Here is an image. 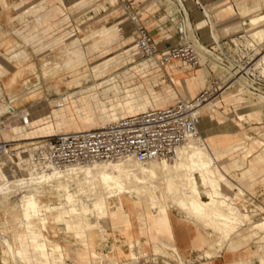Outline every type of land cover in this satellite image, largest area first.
Returning <instances> with one entry per match:
<instances>
[{
  "label": "bare ground",
  "instance_id": "bare-ground-1",
  "mask_svg": "<svg viewBox=\"0 0 264 264\" xmlns=\"http://www.w3.org/2000/svg\"><path fill=\"white\" fill-rule=\"evenodd\" d=\"M173 2L176 3L177 1L173 0ZM108 5L112 6L110 13L117 17L115 20L117 22L115 23H117V29L120 32L123 30V26L121 25L122 19L117 15L118 9L113 7V0H106L102 6L105 7ZM176 5L175 7L180 11L181 8L179 4L177 3ZM100 6V3L95 4V8H98V10ZM259 7L260 5L257 4L254 9ZM250 18L253 22L258 23L260 19L264 18V14L252 15ZM104 19H108L107 15ZM126 20L128 23L132 24L128 17H126ZM182 22L184 24L185 33L187 34L185 20L183 19ZM124 32L119 33L120 36L119 40L117 39V43L121 42V47H116V52L110 50L100 53L99 56L95 58L89 56V69L93 75L98 78L103 74L109 73V78L105 81L96 79V84L83 87L79 91L68 94V97L66 96L67 98L62 99V104L65 106L64 112L54 113L57 128H53V131L56 134L46 137H52L60 133L71 131L80 132L96 129L128 115L141 113L150 108L165 107L164 105L155 106L158 102L157 93L154 92V90L149 91L146 85L137 83L138 76L145 79L149 76L151 67L154 65L157 66V63L150 58L142 59V61L139 60V57H142V53L139 52L138 40L137 35L135 36L134 27L132 28V37H130V40H128L129 35ZM17 33L21 37L26 36L25 31H17ZM214 37L216 39L215 35ZM185 38L187 42L192 44L203 55V57L209 55L213 58L217 57L218 53L215 50L209 53L203 50L197 41H192L189 36L187 37L186 35ZM25 40H27V38H25ZM120 48L125 55L122 56L118 54L117 50ZM75 52L73 50L70 54L75 56ZM89 54H91L90 51ZM261 55V60L255 63L253 61L251 67L240 64L243 73L240 72V68H238L239 71L235 69L237 76L234 78L232 77L233 79L230 82V86L235 82H238L242 86H252V83L256 84L255 81L253 79L250 80L246 74H249V70H253L257 66L259 67L261 63L264 64V53H261ZM75 57L74 59L69 58L64 64H58V68L59 66L65 65L75 67L77 63L84 62L82 60L83 56L81 57L76 54ZM127 62H132V65H125ZM176 62L179 61L171 62L169 66L174 74L172 80L177 85L183 86L190 96L191 91L197 89L200 83L195 81L194 76L183 79L176 77L182 73V69L174 65ZM44 67V74L54 77L58 75L57 70L59 69L56 67L49 68L47 65ZM9 68L0 63V71L7 75L3 85L0 84V115L5 113L8 114V116L0 122V141L4 140L7 142L10 141L1 137L2 135H8V128L12 124L13 119L18 120L19 117H23L24 114L26 115L25 112L27 109L18 110V102L27 96L33 97L37 91L29 90L32 87L30 85L27 86L29 78L26 74L29 75L27 71L28 69L30 70L29 67L28 69H23L21 72L13 68L11 69V67ZM117 68L123 70L120 72L117 71L116 73L111 72ZM117 79L123 81V85H121V83L117 84ZM118 81L119 80H117V82ZM68 82L71 87L78 88L82 86L80 76L71 77ZM55 87L57 86L55 85ZM26 91L27 93L22 95V93ZM85 91H91V93L86 94ZM83 93L86 95L82 96ZM97 95L107 100L109 110H104L103 113H99L98 115L84 112L81 115L79 114L78 119L72 117L71 110L75 108V106L82 108V105L88 104L91 97H96ZM259 96L264 100V94H260ZM41 104L42 103L37 106ZM217 106L218 103L215 100L205 103L200 110L201 118L204 120L203 113H208L210 107L212 108L211 110L217 111ZM67 117L68 119H66ZM12 140L16 142L20 141L19 139ZM211 140L212 138L210 135L190 138L177 149L176 156L171 160L153 159L147 162H140L133 156H128L112 162L73 164L64 168H53L50 171L44 169L39 170L28 165V154L26 155L24 150L20 149L21 144H18L19 151L12 145V147L17 150L20 160L18 163L16 161H13V163L18 164V166L20 164V167L24 168V170H22L21 175L18 176L16 171L14 169L12 170L11 167L7 166L0 168V216L3 215V219L0 218V264H29L30 247L27 244L28 232L26 228L35 226L34 221L38 220L40 228H35V235L43 237V239L41 238L40 240L43 248L50 246L52 248H57L59 242L56 243L54 240L58 235L54 230L56 226L61 225L64 231L72 232L75 238L76 235H78L82 237V241H87L88 231L86 230L90 228L100 229L102 232L106 231L109 228V214H136L137 212L134 206H136V204L138 205V203L145 206V213L162 214V216L159 217L160 222L166 221L165 214H167L168 204H171L185 213H188L194 219L198 221L201 219L202 222L199 221L201 224L210 225V227L212 226L211 224H215L213 228L216 227V232L219 231V234L222 232L228 235L229 229L227 228L232 226L231 224L229 226L230 217L237 214L235 212L240 208L237 209L235 203H237L238 199H241L245 193H241L242 196H240L241 194L238 195L235 193L233 202L226 203L224 201L225 199H222V196L225 198L224 195L226 194L224 192H226V190L221 191L219 187H217L214 189L209 188L208 191H206V196L208 198H202V190L199 188L200 186L198 185L197 179L199 178L203 181L202 184L205 183L203 185L209 186V176L205 171L207 168H211L214 163H218L224 157L231 155V150L233 149L231 147H222L219 150L212 151ZM37 141L30 144L28 151ZM249 152L246 150L243 151L234 162L227 166L228 169H232L236 165L243 167L246 158L249 154L251 155V151ZM249 163L261 169V172L252 175L253 177L250 176V179L255 180L259 178L264 180V153H258ZM243 173L244 171H241V177L244 176ZM239 181H242V184L245 182L243 177ZM233 186L237 187V189L242 187L239 182H234ZM16 189H19L18 191L20 193V190L23 189L25 193H23L24 195L21 194L22 196L19 193L20 198L13 199L14 197L12 198V194H14L15 191L17 192ZM242 192H245L244 189ZM84 199L88 200V202L90 199L91 206L87 205ZM234 201L236 202L234 203ZM112 202L115 203L114 207L110 206ZM84 203L86 204L84 205ZM238 211L241 213V210ZM237 215L239 216V214ZM235 217L234 219H236ZM90 219H93V222L89 223ZM236 220L239 221V218ZM238 221L237 223L239 224L240 222H245H242L243 220ZM233 223L235 224L236 222L233 221ZM18 225L23 228L20 232H18ZM80 227H83L84 230H77L75 232L74 229ZM225 227L226 229L221 231V229ZM10 228H12L11 230L17 229V233L11 232ZM262 228L264 231V222ZM231 229L230 231L233 232ZM49 234L52 235L50 236ZM160 249L161 247H159L158 244L155 245L154 250L159 254L160 252L163 253V250L161 249L160 251ZM257 260L260 264H264V251L258 256Z\"/></svg>",
  "mask_w": 264,
  "mask_h": 264
},
{
  "label": "rangeland",
  "instance_id": "rangeland-1",
  "mask_svg": "<svg viewBox=\"0 0 264 264\" xmlns=\"http://www.w3.org/2000/svg\"><path fill=\"white\" fill-rule=\"evenodd\" d=\"M105 1L106 0H0V35H3L5 33L6 37L8 35L13 37L17 35L20 37L18 39L19 41L15 40L12 43L14 62L10 63L2 56L4 49L0 47V63L7 67H12L14 65L16 71L20 72L24 68H31V72L29 73V75L26 74V76H28L29 78L27 86L30 85L32 87L29 90H37L33 97L27 96L26 98H23L22 100H20V102H18V110L27 109L25 112L26 115L24 114L23 117H19L18 120L13 119L12 124L8 128V135H2L1 137L12 142L13 147H16L18 151V144H21L20 149L24 150V153L27 155L28 147L32 142L40 140L43 137L56 134L53 131V128H57L55 124L54 113L64 112L65 106L64 104H62V99L67 98L68 94L79 91L83 87L96 84V79H98L99 81H105L107 78H109V73L103 74L98 78L93 75V73L89 69V56H93L95 58L98 57L102 52L110 50L116 52V47H119L121 45V42L117 43V39L119 40L120 36L119 33L126 31L124 33L129 35L128 40H130V37H132V28L134 26L133 24L128 23V21L126 20L127 14L122 10L118 0H113V7L118 9L117 15H119L120 19H122L121 25L123 26V30L119 32L117 29V23H115L117 22L115 21L117 17L110 13V9L112 8V6H102ZM166 2H170V5L167 6L168 11L170 10L171 5L175 6L178 3L173 2V0H131L132 4L144 3V9L142 10L144 14L140 16V20L147 26L148 31L152 26H154V24H156L153 19L149 18L151 14L158 11L160 20L162 22H165L167 20L164 11V9L166 8ZM96 3H100L101 5L99 10L98 8H95ZM160 4L163 6H160ZM106 15L108 17L107 20L104 19ZM251 16H249L248 18V23L252 26L249 28L250 37L258 44L264 43V18L259 20L260 23H255L250 18ZM141 17L143 19H141ZM7 19H13L14 22L10 23ZM175 20H172L171 18V21H168L166 25L172 26L175 23ZM210 22L212 26L213 36H216L213 23L211 20ZM17 31H25V37L28 38V36H30V41H22V37L18 35ZM186 36L188 37V33L186 34ZM252 45L254 46V44ZM211 49L215 50L213 48ZM255 49L257 51L254 52L252 56V58H254V63L258 60H261V53H264L261 52V49ZM73 50L74 52L77 51L75 53L78 54V56H83L82 60L84 62L77 63L75 67L65 65L59 66L58 68V64H64L67 60H69V58H76V54L75 56H72L70 54V52ZM89 51L91 52V54H89ZM215 51L218 53V55L222 56L220 51ZM117 52L119 55H125L121 48L118 49ZM222 57L225 59H223L224 61L218 59L219 57L213 58L211 57V55L205 56L202 58L201 62L203 65L196 68L181 66V68L187 69L190 74L193 73V75H189L188 77H195V81L200 83V86L198 88L203 87L205 85V82H208V77L212 78L211 83H215V94L218 93V97L215 99V101H217L218 103V106L216 108L217 111L211 110L212 108L210 107L208 113H203L204 120L202 119V122H205L207 120L212 121L215 118L217 124L226 123L232 126L233 129L231 132L239 136L238 139H225V137L224 139H218L211 134H203L199 129L200 136L205 137V135H210V137L212 138V151L219 150L222 147H231L233 148L231 150L233 154L224 157V160L221 159V161L218 163H214L211 168H207L205 172L209 176L210 187L208 185H203L205 183L202 184L203 181H201L199 178L197 179V182L200 186L199 188L202 190L203 199L208 198L206 196V191H208L209 188L214 189L219 187V189L223 191L228 187L226 186L227 181L231 184H234V182H239L241 184L242 187L238 189L237 187H232L233 194L224 192L226 194L224 195L225 198L222 196V199H225L224 201L226 203H229L231 201L233 202L235 193L238 195L241 193H245L243 194V197H241V199H238L237 203H235L236 201H234L237 209L240 207L238 210H241V213H239V211L237 210L238 212L236 211L235 213L239 214V216L237 214H231L232 217H230L229 226L230 224L232 226L227 229H229L228 232L230 233L232 232L230 231L232 227L231 230H233V232L230 234L227 233L229 236L221 232L220 235L222 245L220 247L222 249L224 244L229 241L232 236H238L241 234V232H247L250 230L248 233L242 234L241 238L243 240H246V242L253 241L254 243H257L260 249V247L263 245L264 240L262 237L264 235L262 230L264 222V180L259 178L255 180L250 179V176L261 172V169L254 167L253 164L249 162L258 153H264V100L259 96L260 94H264V92L256 90L252 86H242L238 82H235L230 86V82L232 81V79L237 76V74L235 73V69L238 70V68H240L239 70L240 72H242L241 65L244 64L227 54ZM142 59L145 58L139 57V60L142 61ZM228 63H231L230 65H233L235 68L230 66ZM46 65L49 68L56 67L57 69H59L57 70L58 75L54 77L52 75L44 74V66ZM125 65H132V62H127ZM174 65L178 66L179 62H176V64ZM261 65H259V67L255 66L256 68H254L253 70H249V74L248 76H246L250 80L253 79L256 84L264 86V64L261 63ZM121 70L123 69L117 68L115 70H112L111 72L116 73L117 71L120 72ZM229 71H231L232 73ZM250 74H253L254 77H250ZM77 76H80V79L82 80V86L78 88L71 87L68 81L71 79V77ZM258 77L260 78L261 84L257 81ZM156 79L157 77L155 75L148 76L145 79H142L140 76H138L137 83H142L146 85L149 91L154 90L155 92L157 91V89H161V87H163V85H159V82L156 81ZM117 80L119 81L117 82ZM117 80V84L121 83V85H123V81H121L120 79ZM153 82H156L155 84L158 85L156 88L153 87ZM55 85L57 87H55ZM247 88L249 89V91ZM26 93L27 91L22 93V95H25ZM85 93L90 94L91 91H85ZM86 94L83 93L82 96ZM40 103L42 104L37 106ZM73 109L71 110L72 117L78 119L79 114L81 115L82 113L87 112L92 115H98L99 113H103L104 110H109V106L106 99L104 100L100 95H97L96 97H91L88 104L82 105V108H78L75 106V108ZM7 116V113L0 116V122L1 120L3 121ZM66 119H68V117ZM12 139H19L20 141L16 142ZM245 150L247 152L251 151V155L249 154L245 160V165L243 167L240 165H236L234 168L228 169L227 166L236 160L237 155H240V152H243ZM15 161L17 163L19 162L18 160ZM8 167H11L12 170L14 169L18 176H20L21 171L24 170V168L20 167V164L19 166L18 164H15L13 166L8 165ZM236 170H239V172H237ZM241 171H244V176L242 177L245 182H243V184L242 181H239L242 178L240 175ZM241 188L242 191L244 189L245 192H242ZM16 190L18 194L15 191L14 194H12V198L14 197L13 199L20 198V195L25 193L23 189L20 190L21 193L18 191L19 189ZM247 192H250L253 195L259 194L258 197L260 202H245V198H247ZM16 195L19 196L17 197ZM240 196H242V194ZM84 200L86 201L87 205L91 206L90 199L89 202L86 199ZM86 203H84V205ZM110 206L114 207L115 203H110ZM134 207L137 212L136 214H148L145 213V206L143 204L141 205V203H138V205L136 204V206ZM168 208L170 210H175L177 212L189 215L188 213H185L174 205L172 206L171 204H168ZM189 216V220L191 222H194L195 225H198V223L201 224V219L199 220L201 222H199L191 215ZM233 216H236V219L239 218V221L243 220L242 222H245H240L239 224L237 223L238 220L234 219ZM0 218L3 219V215H1ZM233 221L236 222V225L233 223ZM91 222H93V219H90L89 223ZM34 225L35 226H32V228H30L33 234H35V228H40L38 225V220L34 221ZM201 225L203 227L205 226L204 228L207 229V236L211 240L216 239V241H218V235L215 233H219V231L216 232V227L213 228L215 224H211V227L210 225H204L203 223ZM61 227V225H58L54 228L56 233L57 230H61ZM11 229L12 228H10L11 232L17 233V229ZM26 229H28V227ZM225 229L226 227L221 229V231H224ZM22 230L23 228L19 227L18 225V232ZM74 230L76 232L77 230L82 231L84 229L83 227H80L75 228ZM91 230L94 229L89 228V230L86 231ZM210 230L214 233H212ZM49 235L51 236L52 234ZM69 235L73 236V233L69 232ZM40 238L43 239L42 236ZM76 238H79L78 240L82 241V237L76 235ZM27 240L30 245L35 244L31 239ZM54 240L56 243L58 242L56 240V237L54 238ZM154 251L151 254H149V252L145 250L140 253L133 252L131 264H172L175 262V257L171 252L163 250V253L160 252L159 254L157 251ZM205 255L207 257L212 256L208 251L205 252Z\"/></svg>",
  "mask_w": 264,
  "mask_h": 264
},
{
  "label": "crops",
  "instance_id": "crops-1",
  "mask_svg": "<svg viewBox=\"0 0 264 264\" xmlns=\"http://www.w3.org/2000/svg\"><path fill=\"white\" fill-rule=\"evenodd\" d=\"M126 1L131 4L132 8L140 16L144 14L142 11L144 9V3L132 4L131 0ZM198 1L205 10L204 12L196 4L195 0H183L189 13L192 31L203 45L218 51L221 49L226 54H231L227 50L228 43L230 39H236L245 48L242 51H245L250 58L256 52L255 48L261 49L264 52V43L258 44L250 37L249 28L252 26L248 23L249 16L264 14V0ZM165 4L166 8L164 11L167 18L165 22L160 20L158 11L149 17L156 23L150 28L149 32L156 40L160 50L166 49L178 40L176 29L178 22L182 19L179 10L175 6L171 5L168 11L167 6L170 5V2H166ZM257 4L260 7L254 9ZM119 5L121 6L120 2ZM160 6L163 5L160 4ZM171 18L172 20H177H175L172 26L166 25L168 21H171ZM141 19L143 18L141 17ZM7 20L10 23L14 22L13 19ZM210 20L216 32V39L213 36ZM19 38L17 35L14 37L8 35L6 37L5 33L0 35V47L4 49L2 56L10 63L14 62L12 43L15 40L19 41ZM25 38V36L22 37V41H30V38H27L28 40H25ZM232 56L237 57L235 55ZM170 65L154 66L149 72V76L155 75L159 85H163L161 89L155 91L158 95V102L155 106H168L174 104L181 98H194L202 90L209 87L212 82V78L208 77V82H205L203 87L192 90L189 96V93L183 86L177 85L172 80L174 74L169 67ZM178 66L181 68L182 65L180 62ZM12 68L15 69L14 65ZM24 69H28V67ZM181 69H183L182 73L176 77L183 79L189 75H193L187 69ZM27 71L30 73L31 68ZM6 78L7 75L0 71L1 85H3ZM155 83H153V87L156 88L158 85ZM199 129L203 134H211L218 139H224V137L225 139L239 138L237 134L231 132L233 129L232 126L226 123L217 124L215 119L202 122L201 118ZM236 171L239 172V170ZM226 186H228L225 189L226 192L233 194V184L227 182ZM258 196L259 194L253 195L247 192L245 202H260ZM160 216L162 214H109V228L104 232L100 229L88 231L87 241L76 239L74 235H69V232L64 231L61 227V230H57L58 235L56 240L59 242L57 248H52L51 246L43 248L40 242V236L33 234L31 229L28 228V239H31L35 243L33 245L27 243L30 247L29 264H131L133 252L140 253L145 250L151 254L157 244L162 250L172 253L175 257V262L172 264H260L257 258L264 251V240L263 245L259 249L257 243L253 241L246 242V240L241 238L242 234L248 233L250 230L247 232L243 231L238 236H232L221 249V235L215 233L218 235V241L216 239L211 240L207 236V229L200 223L195 225L194 222H191L189 215L168 208L167 214H165L166 221L160 222ZM262 237L264 239V235ZM206 251L210 252L212 256L207 257L205 255Z\"/></svg>",
  "mask_w": 264,
  "mask_h": 264
},
{
  "label": "built area",
  "instance_id": "built-area-1",
  "mask_svg": "<svg viewBox=\"0 0 264 264\" xmlns=\"http://www.w3.org/2000/svg\"><path fill=\"white\" fill-rule=\"evenodd\" d=\"M118 1L135 28L139 52L143 58L153 59L157 66H165L173 61H179L184 67L201 66L203 55L185 38L182 10L179 11L182 19L176 29L178 40L160 50L156 40L141 22L139 13L128 1ZM195 2L202 8L198 0ZM227 50L231 52L227 55L232 58H235L232 55L237 56L235 59L245 66L251 67L253 64V58L250 59L242 51L245 48L236 39L229 40ZM220 52L222 56L226 54L221 49ZM249 76L254 77L253 74ZM257 81L260 83L259 77ZM215 88L213 82L194 98H181L172 105L128 115L96 129L65 132L40 139L27 151L28 165L50 171L73 164L112 162L128 156L140 162L171 160L176 156L177 149L188 139L200 136V110L205 103L218 97ZM15 160L20 161L17 150L11 142L1 140L0 168L15 165Z\"/></svg>",
  "mask_w": 264,
  "mask_h": 264
},
{
  "label": "water",
  "instance_id": "water-1",
  "mask_svg": "<svg viewBox=\"0 0 264 264\" xmlns=\"http://www.w3.org/2000/svg\"><path fill=\"white\" fill-rule=\"evenodd\" d=\"M177 2H178L179 6H180V8H181V10H182V13H183V16H184V19H185L186 28H187V33H188L189 38H190L192 41H193V40L197 41L198 44H200V46H201V48H202L203 50H205V51H207V52L210 53V52L212 51V49L209 48V47H207V46H205V45H203V44L197 39V37L195 36V34L193 33V31H191V24H190L189 13H188V11H187V8H186V6H185L183 0H177ZM212 52H213V51H212ZM214 54H216V53H214ZM217 57H219L221 60L224 59L222 56H220V55H218V54H217ZM224 60H225V59H224ZM224 60H223V61H224ZM225 62H226V61H225ZM231 66L234 68L233 65H231ZM242 76H243V74H242ZM246 78H247V77H246ZM247 79H248V78H247ZM252 87H253L254 89H256V90H259V91L264 92V86H262V85L252 83Z\"/></svg>",
  "mask_w": 264,
  "mask_h": 264
}]
</instances>
